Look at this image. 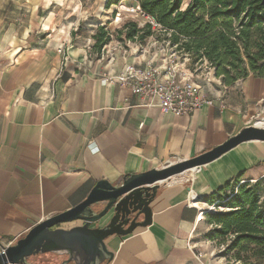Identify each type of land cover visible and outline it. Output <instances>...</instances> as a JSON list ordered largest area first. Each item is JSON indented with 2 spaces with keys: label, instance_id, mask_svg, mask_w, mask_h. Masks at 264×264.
<instances>
[{
  "label": "crops",
  "instance_id": "obj_1",
  "mask_svg": "<svg viewBox=\"0 0 264 264\" xmlns=\"http://www.w3.org/2000/svg\"><path fill=\"white\" fill-rule=\"evenodd\" d=\"M106 4L0 0V250L83 203L100 182L117 186L220 147L250 126L264 128V76L250 74L228 88L203 83L205 95L225 108L181 117L122 87L117 77L132 58L118 52L109 63L86 51L83 25L98 16L97 26L111 22L116 5ZM78 28L84 35L77 38ZM262 178L264 142L251 141L161 184L149 205L151 224L109 238L107 264H219L198 243L216 226L206 222L207 201L237 180ZM57 257L50 264L64 262Z\"/></svg>",
  "mask_w": 264,
  "mask_h": 264
},
{
  "label": "trees",
  "instance_id": "obj_2",
  "mask_svg": "<svg viewBox=\"0 0 264 264\" xmlns=\"http://www.w3.org/2000/svg\"><path fill=\"white\" fill-rule=\"evenodd\" d=\"M122 0H108L106 8L118 5ZM140 7L154 17L160 25L172 32L174 44L191 57L192 65L206 60L215 69V76L223 87H231L250 74L264 76V5L262 0H136ZM187 2L186 8H183ZM126 40H133L141 31L135 23H129ZM150 32L140 35L144 40ZM95 51L111 42V35L100 27L95 35ZM261 182V181H260ZM258 182L252 186L237 180L219 195H213L208 203L225 206L227 213L207 214L218 229L208 238L230 240L226 254L238 251L237 262L255 264L242 258L251 253L256 264H264V197ZM231 197L223 196L235 190Z\"/></svg>",
  "mask_w": 264,
  "mask_h": 264
},
{
  "label": "water",
  "instance_id": "obj_3",
  "mask_svg": "<svg viewBox=\"0 0 264 264\" xmlns=\"http://www.w3.org/2000/svg\"><path fill=\"white\" fill-rule=\"evenodd\" d=\"M251 141L264 142V128L250 126L220 147L159 170L126 177L117 186L100 182L83 203L43 221L14 245L0 250V264H28L29 258L45 254L67 257L62 264H107L113 259L106 245L109 238L126 236L151 224L149 205L161 184L199 170ZM109 215V222L101 227ZM141 215L146 216L143 223L137 222ZM77 222L81 225L62 227Z\"/></svg>",
  "mask_w": 264,
  "mask_h": 264
},
{
  "label": "built area",
  "instance_id": "obj_4",
  "mask_svg": "<svg viewBox=\"0 0 264 264\" xmlns=\"http://www.w3.org/2000/svg\"><path fill=\"white\" fill-rule=\"evenodd\" d=\"M113 7V22L116 25L125 22L122 26L125 27L135 23L141 31L133 40L122 43L111 41L99 55L100 59H108L109 63L116 61L118 52L124 59L132 58V62L125 64L117 77L122 87L142 100L158 101L162 113L176 117L192 115L205 107L225 108L223 100L210 99L203 92V83L222 86L209 62L203 60L192 65L190 55L173 43L172 32L148 15L138 3H119ZM147 31L150 35L141 40L140 35ZM104 81L107 84L114 82L110 76Z\"/></svg>",
  "mask_w": 264,
  "mask_h": 264
},
{
  "label": "rangeland",
  "instance_id": "obj_5",
  "mask_svg": "<svg viewBox=\"0 0 264 264\" xmlns=\"http://www.w3.org/2000/svg\"><path fill=\"white\" fill-rule=\"evenodd\" d=\"M186 5H187V2L184 3L183 8H186ZM102 11H104V8H102ZM109 17L111 19V22H109L108 24H104V26H97V23H96L99 20L103 19V16L102 17L98 16L97 19L95 17L90 18L88 20L87 24L83 25V28L85 29L84 34H86V38H88V41L86 43V45H87L86 51L91 53V55H93V57L94 56L97 57L98 55H100V54H97V52L94 49L95 44H96V40L94 37H95V35H97L100 27H105L109 31V33L111 35V41L113 43H122V42L128 41V40H126V34L128 33L129 29L122 27L125 25V22H122L121 24L116 25L113 22V17H111V16H109ZM109 24H110V26H109ZM81 32H82V29L78 28V30L76 32L77 38L84 35V34H81ZM74 37H75V35H74ZM258 182L262 183L261 187H262L263 191L261 192V197L263 198L264 197V178H262L258 181H255V182H251V183L248 182V183H250V185L254 186ZM241 184H243V183H241ZM237 191H238V188L235 187V190L231 189L227 193H224L223 196L231 197V196H233L232 193L237 192ZM210 207H212V206L210 205ZM207 211L209 214H217V213H227L230 210L225 206V204H221V206H215L214 209H211V210L208 209ZM208 221H209V218L207 217L206 222H208ZM208 229L209 230L207 233L205 232L204 235L202 234L198 237V239H199L198 243L201 245V248L207 254L212 255L213 259L219 264H240V262H237V258H236L238 251H233L231 253L226 254L228 245L231 243L230 242L231 239L229 238V241H227V242H223L221 239L211 240L210 238H208V235L212 231H214L218 228H217V226L213 225L210 228L208 227ZM57 256L56 257L54 256L53 260L50 259L51 255L48 257L46 254L34 256V257H31L28 259V264H50L51 260H52V263L55 262V260L61 261L62 259L57 257ZM242 258L245 260H247L249 258L247 260L248 262H252L255 264L257 263V261L255 259L251 258V253H243ZM66 259H67V257L64 258V261Z\"/></svg>",
  "mask_w": 264,
  "mask_h": 264
},
{
  "label": "bare ground",
  "instance_id": "obj_6",
  "mask_svg": "<svg viewBox=\"0 0 264 264\" xmlns=\"http://www.w3.org/2000/svg\"><path fill=\"white\" fill-rule=\"evenodd\" d=\"M261 124H263V125H264V122H263V123H261ZM259 125H260V124H259ZM195 171H197V170H193V172H195ZM173 180H174V179H173ZM209 209H210V210H211V209H214V207H210ZM202 217H203V216H202ZM202 219H203V218H201V220H202Z\"/></svg>",
  "mask_w": 264,
  "mask_h": 264
},
{
  "label": "flooded vegetation",
  "instance_id": "obj_7",
  "mask_svg": "<svg viewBox=\"0 0 264 264\" xmlns=\"http://www.w3.org/2000/svg\"><path fill=\"white\" fill-rule=\"evenodd\" d=\"M128 228V226L126 227V229Z\"/></svg>",
  "mask_w": 264,
  "mask_h": 264
}]
</instances>
